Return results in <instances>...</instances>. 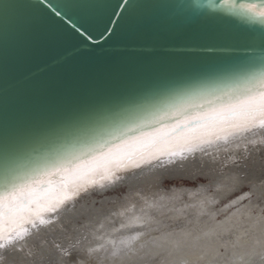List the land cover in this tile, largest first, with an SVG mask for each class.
I'll use <instances>...</instances> for the list:
<instances>
[{
  "label": "water",
  "instance_id": "1",
  "mask_svg": "<svg viewBox=\"0 0 264 264\" xmlns=\"http://www.w3.org/2000/svg\"><path fill=\"white\" fill-rule=\"evenodd\" d=\"M262 2L0 0V190L207 111L264 62Z\"/></svg>",
  "mask_w": 264,
  "mask_h": 264
},
{
  "label": "bare ground",
  "instance_id": "2",
  "mask_svg": "<svg viewBox=\"0 0 264 264\" xmlns=\"http://www.w3.org/2000/svg\"><path fill=\"white\" fill-rule=\"evenodd\" d=\"M215 131L219 135L220 137L219 139H217L214 135H211V134H208L206 136L201 135V136H198L196 139H194L193 142L188 144L187 146H184L183 144H179V143L167 142L166 145H157L155 148L149 150L146 153L144 152L135 153L134 156L136 157V159L132 162L133 166H130L128 170L118 173V175L120 176V179L116 180L115 182L106 181L101 178V180L99 181L95 180L96 181L95 183H91L94 178L96 179L99 176H101V170H97L95 174L85 177V180L87 181L85 186L87 187L88 192L86 191L87 193L85 192L84 193L85 195H83L81 199H75V202L70 207H68L66 210L60 211L59 214L53 212L51 213L50 216H45L44 219L46 220L50 219L51 223L40 224L39 222H37L36 227L28 228V234L25 235L23 239L16 240L14 243H9L8 241H5L4 243L7 246H0V264H58L60 260L62 259V254H64L67 249H70L73 246H78L82 244L86 235H89L92 232L96 233L101 229L106 231L107 229L112 227L114 224H117L118 221L121 222L120 220H125V222H123L124 224L119 223L120 225L122 226L126 225L125 226L126 228H123L121 229L122 231L121 230L119 231L120 235L122 236V234H125V232L128 233L126 229H129L132 224L137 223V221H139L137 220L138 216L140 217V215L148 216L150 214H158V215L164 214L165 212L170 210L171 206L178 204V201L181 202L182 199H186L189 197V200L193 201L192 204L194 206L195 204H197L196 206L199 207L198 204H201L204 201L203 199L205 198L206 202L202 203L201 205L203 208L206 209V207H208L212 203V198L213 199L225 198L229 194H231L233 190L239 188L241 185L250 184L253 190H258L262 182V179H264V175L262 174V171H260L261 165L264 164V158L260 157L261 154L258 155L260 151H262V154L264 155V127L257 126V127L251 128L246 131H227V130L220 131L219 129ZM205 140H208L211 142H205ZM166 147L172 148V151L168 152V154L166 155H160L158 159L153 158L156 155V153L160 151V149L166 148ZM181 155H183L185 158L181 159L180 158ZM236 158L240 159L241 163L244 164L246 169L248 168L250 170L244 171L238 168L237 165L234 164V160ZM146 161H150V162L146 163ZM136 163H139L140 167H135L134 165ZM250 167H252L253 169ZM242 173L245 175L242 176L241 175ZM200 176L208 180V183L206 184L200 183V185L198 186L200 189H196L193 186H187V185L181 186V187L174 186L170 190L164 189L163 184L166 179L179 180V179L185 178V179H190V180H197ZM209 186L214 187V190H213V193L210 195V197L206 198V196L207 195L209 196V194H207L208 192L206 193L205 191L208 190ZM118 190H121V191L124 190L120 197L118 196L116 197L113 194L115 193V191H118ZM81 192H79L77 196H79ZM144 193H147V194H144ZM179 197L181 199H178ZM176 199H178V201ZM114 201L115 203H117V206H119L117 208L120 211H114L113 209H111V207H109L111 202H114ZM192 204H191L190 209L192 208L194 209V207H192ZM200 211L202 212V208ZM230 223L232 224V222ZM257 224L254 225V227H256ZM250 226L253 229V226L252 225ZM261 227L264 228V223L262 224ZM227 229H224V230L227 231ZM130 230L133 231V229H130ZM220 232L223 233L222 230ZM250 232L248 234H250ZM222 233L221 235L223 236ZM112 235L113 233H108V235H105L104 238L102 237L99 240H97V243L99 244L104 243V240L106 238L111 239ZM131 235L129 234V236ZM239 237H242V236H239ZM249 237L247 238L249 239ZM259 237L258 238L261 239L260 242H258L259 239L258 240L256 239L257 237L256 238L254 237L257 241L253 239L255 241L253 242L259 243L257 246L258 247L260 246L259 248L264 249V230L261 233V236ZM128 238L126 236H123L122 240L127 241ZM210 238H213L214 240V237H212V235L210 234L205 235V239L204 237L202 239H204L205 242L207 241L209 242L211 241ZM215 239L217 240L220 238L216 237ZM239 239L240 238H238L237 241H239ZM198 240L199 239L196 240V244ZM126 241L125 243H127ZM166 241L167 240L165 239V242ZM179 241L182 243L181 240ZM191 241H195V239ZM201 241L199 240L198 245L201 243ZM249 241L251 242V240ZM230 242L231 241H229V243ZM229 243L228 245H230ZM240 243L241 241H239L236 245ZM155 244H157V242ZM187 244H190V243H188L187 241ZM222 244L224 245L223 242ZM232 244L233 243L231 242V246ZM242 244H247V243H242ZM204 245L206 246V244ZM212 245L214 246V242L212 243ZM217 245L219 244L217 243ZM150 246L152 248V245ZM173 247H170V248H173ZM187 247L189 246L187 245ZM242 247H245V245ZM129 248L128 250H130ZM135 248L138 249L137 247ZM189 248L193 250L192 247H189ZM144 249H146V246ZM180 250L181 249H179V251ZM192 250L190 251V255H191V252H194V250L193 251ZM195 250H196V247H195ZM254 250H256L255 247H254ZM200 251H199V255L201 253ZM257 252L258 251H256V253ZM247 253H249V249ZM182 254H180L181 257H182ZM209 254L213 255V253H209ZM243 254H245V251ZM127 256L129 255H126V258ZM152 256H155V255H152ZM203 256L205 255L203 254ZM208 256H211V255H208ZM248 256L250 257V255ZM212 257H214V255ZM201 259L205 260L207 258L205 257V259L203 258ZM150 261L151 260L149 259V262ZM178 262L180 263V261Z\"/></svg>",
  "mask_w": 264,
  "mask_h": 264
},
{
  "label": "rangeland",
  "instance_id": "3",
  "mask_svg": "<svg viewBox=\"0 0 264 264\" xmlns=\"http://www.w3.org/2000/svg\"><path fill=\"white\" fill-rule=\"evenodd\" d=\"M259 154H261L260 155L261 158H264L262 151H260L258 153V155ZM234 164L237 165L238 168H240L244 171L250 170L248 168L246 169L244 164L241 163L240 159L236 158L234 160ZM250 168H252V167H250ZM260 171H262V174L264 175V164L261 165ZM241 175L244 176L245 174L242 173ZM200 183L206 184V183H208V180L204 177H201V176L197 180H190V179H185V178H182L179 180L166 179L163 185H164L165 190H170L174 186H180L181 187V186H186V185L187 186H193L196 189H200L198 187L200 185ZM124 190L115 191V193H113V194L116 197L117 196L120 197ZM213 190H214V187H212V186L208 187V190L205 192L206 193L208 192L207 194H209V196L207 195L206 198L210 197V195L213 193ZM252 191H253V189H252L250 184L241 185L239 188L233 190V192L225 198H222V199H213L212 198V203L213 202L214 203L213 204L211 203L212 205L210 204L208 207H206L207 210L205 208H203L201 205L202 203L206 202L205 198L203 199L204 201L201 204H198L200 207V209H199V207L196 206L197 204H195V206L192 204L193 201L189 200L188 196H187L188 198L182 199L181 202L178 201V199H181L179 197L178 199H176L178 201V204L171 206L170 210L165 212L164 214H161V215L150 214L148 216H141L140 215V217L139 216H138V218L136 217L137 220H139V221H137V223L132 224L129 229H126V231H128V233L125 232V234H122V236L120 235L119 231L123 228H126L125 227L126 225L122 226L120 224L125 222V220H120L121 222L118 221L117 224H114L112 227H110L106 231L101 229L96 233L92 232L91 234L86 235L82 244H80L78 246H73L70 249H67L64 254H62V259L60 260V262L58 264H117L118 262H119L118 264H151V262H152V264H159V263L160 264H171V263L172 264H188V263L189 264H236V263L237 264H264V249L259 248L260 246L259 247L257 246L259 243H257V242L254 243L255 241H257L260 238L259 236H261V233L264 230V228L261 227L262 224L264 223V199L258 198V196L255 197V195L251 194ZM144 194H147V193H144ZM262 199H263V201H262ZM191 204H192V207H194V209L193 208L190 209ZM203 206H204V204H203ZM109 207H111V209H113L114 211H120L117 208L119 206H117V203H115V201L111 202ZM201 208H202V212L200 211ZM118 215H120V214H118ZM119 218H120V216H119ZM141 219H142V221H141ZM230 222H232V224ZM257 222H258V224H257ZM227 223H229V224H227ZM253 223H255V224H253ZM256 224H257V226L254 227V225H256ZM250 225L253 226V229L251 228ZM257 227H259L261 230ZM130 229H133V231ZM224 229H227V231ZM221 230L223 231V233L220 232ZM228 230H229V232H228ZM138 231H139V233H138ZM102 232L103 233L105 232V233L103 234ZM107 232L113 233V235L111 236V239L106 238L107 240L105 239L104 243H100V244L97 243V240H99L102 237L104 238L105 235H108ZM245 232H247V233H245ZM249 232H250V234H248ZM98 233H99V235H98ZM132 233L133 234L135 233V234L133 235ZM221 233L223 234V236L221 235ZM243 233H244V235H243ZM129 234L130 235L132 234L133 236L132 235L129 236ZM207 234H210V235H212V237H214L215 241L213 240V238H210L212 243L214 242V246L212 245L211 241H209L211 244L207 241L210 244V246L207 242L204 241L205 235H207ZM257 234H258V236H257ZM123 236H126L127 238L129 236L127 241L122 240ZM239 236H242V237H239ZM243 236H245L246 238L249 236L250 237H249V239L247 238L248 239L247 240ZM203 237H204V239H202ZM216 237L220 238L222 241L220 239L216 240L215 239ZM254 237L255 238L257 237L256 238L257 240ZM238 238H240L239 239V241H241L240 244H242V243H247V244L236 245L239 242V241H237ZM165 239L167 240L166 241L167 243L165 242ZM194 239H195V241H191ZM197 239H199L200 241L202 240L199 245H198L199 240L197 241V244H196ZM244 239H246V240H244ZM121 240L123 241V243ZM146 240H147V242H146ZM179 240H181L182 243ZM224 240L225 241L227 240L226 242H228V243H229V241H231L234 244V245L232 244L233 247L231 246V242L229 243L230 245H228V243H226ZM242 240H244L246 242H244ZM249 240H251V242H253V241L254 242L251 243ZM260 240L261 239H259L258 242H260ZM125 241L127 243H125ZM187 241L191 245L187 244ZM130 242H132V243H130ZM156 242H157V244H155ZM168 242H169V244H168ZM220 242H221V244H220ZM222 242L224 243V245L222 244ZM107 243H108V245H107ZM192 243H193V245H192ZM217 243L219 245H217ZM91 244H93V245H91ZM167 244L169 245V247ZM204 244H206V246ZM150 245H152L153 249L151 248ZM163 245H164V247H166V246L167 247L164 248ZM185 245H186V247H185ZM187 245L189 247H192L194 250V252H191V255H190V251L192 249L187 247ZM200 245H201V247H200ZM215 245L217 246V248ZM244 245H245V247H242ZM251 245H253V246H251ZM145 246H146V249H148V250L144 249ZM157 246H158V248H157ZM173 246H175V247H173ZM203 246H204V248H203ZM218 246H219V248H218ZM228 246L231 248H229ZM238 246H240V247H238ZM135 247H137L138 249H136ZM141 247H143V248H141ZM170 247H173L174 249L170 248ZM195 247H196V250L198 248H199L198 249L199 251L201 250L200 252L202 254L200 253V255L203 256V254H204L205 256H203V257L200 256L199 251L197 250L198 251L197 252L195 250ZM254 247L256 248V250H254ZM128 248L130 250H128ZM139 249L140 250L142 249V250L140 251ZM179 249L182 250L183 254H182L181 250L179 251ZM230 249H231V251H230ZM240 249H242V250H240ZM248 249H249V253H247ZM244 251H245V254H243ZM256 251H258V252L256 253ZM159 252H161V253H159ZM215 252H216V254H215ZM68 253H70L71 255H68ZM128 253H130L131 256ZM209 253H213L214 257H212L213 255L209 254ZM180 254H182V257ZM126 255H129V256H127V258H126ZM152 255H155V256H152ZM208 255H211V256H208ZM245 255H247V256H245ZM248 255H250V257ZM175 256H177V257H175ZM178 256H180L182 259ZM183 257H184V259H183ZM205 257L207 259H205ZM210 257H211V259H210ZM122 258H123V260H122ZM201 258H203L205 260H202ZM149 259L151 260L150 262H149ZM238 260H239V262H238ZM178 261H180V263ZM255 262H257V263H255Z\"/></svg>",
  "mask_w": 264,
  "mask_h": 264
},
{
  "label": "snow or ice",
  "instance_id": "4",
  "mask_svg": "<svg viewBox=\"0 0 264 264\" xmlns=\"http://www.w3.org/2000/svg\"><path fill=\"white\" fill-rule=\"evenodd\" d=\"M239 7L242 15L257 16L264 21V2ZM217 100L215 104L209 101L207 111H201L195 116L186 115L185 120L163 134L154 132L124 140L120 144L107 147L88 160L75 157L66 164L54 165L39 177L5 185L3 190H0V246H7L5 241L14 243L23 239L28 234V228L36 227L37 222L51 223L50 219L46 220L44 217L53 212L59 214L70 207L79 192L87 191L85 177L95 174L97 170H101V177L106 181L119 180L118 173L133 166L132 162L136 159L133 146L136 144L151 142L155 147L166 145L171 140L173 143L187 146L201 135L211 134L219 139L216 129L246 131L257 126L264 127V62L243 85L234 88L225 97H218ZM199 108L204 109L205 105L201 104ZM113 115L118 116L119 113ZM94 118L109 119L104 113H97ZM193 125L201 131L181 135L186 130H191ZM170 151V147L162 148L153 158L158 159L160 155H166ZM180 158L185 157L181 155ZM134 166L140 167L139 163ZM251 194L264 198V179L259 189L253 190Z\"/></svg>",
  "mask_w": 264,
  "mask_h": 264
}]
</instances>
